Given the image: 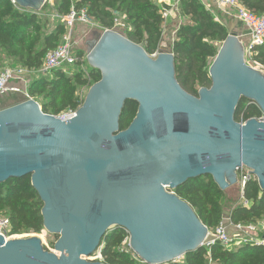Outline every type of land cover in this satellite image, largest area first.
I'll list each match as a JSON object with an SVG mask.
<instances>
[{"label":"water","instance_id":"water-1","mask_svg":"<svg viewBox=\"0 0 264 264\" xmlns=\"http://www.w3.org/2000/svg\"><path fill=\"white\" fill-rule=\"evenodd\" d=\"M14 1L33 12L48 3ZM87 62L101 80L72 119L45 114L34 99L0 111V185L30 176L44 231L57 237L49 251L40 236H0V264H105L91 258L114 228L144 264L179 263L203 248L209 228L178 188L210 176L227 191L245 167L264 192V73L247 65L235 34L198 96L179 84L173 52L154 58L115 30L96 32ZM243 99L261 119L236 121ZM129 101L138 111L121 130Z\"/></svg>","mask_w":264,"mask_h":264},{"label":"trees","instance_id":"trees-1","mask_svg":"<svg viewBox=\"0 0 264 264\" xmlns=\"http://www.w3.org/2000/svg\"><path fill=\"white\" fill-rule=\"evenodd\" d=\"M73 2L79 9H87L89 15L104 29L113 28V12L125 15V36L142 45L149 55L158 50L162 39L163 18L152 0H58L57 6L48 2L40 12L20 11L10 0H0V52L7 58L0 68L9 62L38 71L46 55L58 47L65 34V26L52 20L50 16L55 13L67 15ZM239 2L251 13L264 14V0ZM180 8L187 22L179 28L172 48L176 58V76L185 91L198 96L201 88H210L212 85L209 68L218 54L214 44L224 42L229 36V30L215 22L198 1L183 0ZM254 53L253 60L264 65V45L255 47ZM78 55L82 56L83 53L78 51ZM100 80V72L90 67L87 74L75 72L69 75L57 70L47 77L33 79L28 87V94L40 104L45 114L59 116L69 110L77 111L83 105L81 91ZM25 100L26 98L19 103ZM137 111L136 102L126 103L120 120L121 130L130 126ZM262 116L255 104L243 99L235 119L237 122H246ZM226 192L221 191L210 176L191 180L175 191L209 229L217 228L223 221L226 209L224 201L228 198ZM244 198L249 206L238 204L231 213L232 223L248 224L264 219V192L257 181L247 183ZM42 209L43 203L32 186L30 176L0 185V213H6L10 217L14 234L40 235L44 231ZM126 237V231L120 228L107 233L101 243L105 264H142L134 261L127 249L122 247ZM51 246L54 248V244ZM211 263L264 264V248L246 245L228 250L214 246L210 252L202 248L187 255L179 263L172 264Z\"/></svg>","mask_w":264,"mask_h":264},{"label":"built area","instance_id":"built-area-1","mask_svg":"<svg viewBox=\"0 0 264 264\" xmlns=\"http://www.w3.org/2000/svg\"><path fill=\"white\" fill-rule=\"evenodd\" d=\"M10 1L17 10L22 11L14 0ZM182 1L183 0H152V3L158 8L159 14L163 18L161 28L162 39L158 50L151 55L152 57L155 58L161 53L169 52L167 50L169 45L162 41L163 37L169 33L170 27H175L176 29H174L171 34L173 46L176 41L179 28L187 22V19L181 13L180 7ZM195 1H198L211 14L215 22L222 24L225 18H231L242 25V27L246 30L245 37L248 38L247 41H243L245 37H239L241 41H243L245 47V61L250 67L264 73V65L258 64L253 60L255 47L264 45V14L256 15L251 13L239 2V0ZM48 2L51 3L50 0H48ZM113 15V28L104 29L89 15L87 9H79L75 2L72 3L70 12L67 15H60L57 13L52 14L50 16L52 20H57L65 26V34L61 37L58 47L46 55L43 65L38 71H32L27 67L9 62H6L0 68V111L3 109L1 101L10 94H21L26 99H34L28 94V87L33 79L47 77L53 71L57 70H61L66 74H72L75 73L72 69L74 67L77 69L76 72L87 74L89 70L87 54H83L82 56L78 55L75 40L76 34L80 27H83L88 31L103 32L107 30H115L120 32L121 29L124 28L126 16L118 12H113ZM123 35L125 36V32ZM222 43L217 42L214 44L218 52L221 49ZM172 48L173 47H171L170 52H173ZM214 60L211 62V65ZM90 88L91 87L84 88L80 93V99L83 103ZM77 111L69 110L62 113L58 117L64 121H68L76 115ZM251 173L252 171L245 167L238 171L242 198L240 204L245 207L249 206V202L244 198L245 187L248 182L256 180L254 175ZM230 229H232L233 233L229 231ZM42 233L47 236L45 231ZM0 236H2L6 241L30 237L28 235L14 234L11 219L6 213H0ZM244 245L259 246L264 248V219H258L248 224H234L232 223L231 218L224 217L223 221L217 228L209 229L208 237L204 242L203 248L210 252L214 246H221L224 249L231 250ZM122 247L127 249V253L132 255V259L134 261L144 264L130 249V236L128 233ZM102 249L103 245H101L97 252L93 255L91 258L92 261L103 262Z\"/></svg>","mask_w":264,"mask_h":264},{"label":"rangeland","instance_id":"rangeland-1","mask_svg":"<svg viewBox=\"0 0 264 264\" xmlns=\"http://www.w3.org/2000/svg\"><path fill=\"white\" fill-rule=\"evenodd\" d=\"M53 3H54V5L55 6H57L58 5V0H51ZM51 4V3H50ZM52 5V4H51ZM54 6V7H55ZM51 10H52V8H51ZM125 22V21H124ZM52 29H54V28H52ZM174 29H176L175 27H170V30H169V33L168 34H166L164 37H163V42H165V43H167L168 45H169V42H172V32L174 31ZM241 29L239 28V27H234L233 28V32L234 33H237V34H240V31ZM124 31H125V28H123V29H121V33L122 34H124ZM80 37V39H79V42L81 43V45H77V48H76V50L78 49V47H80V49H84V50H86L85 48V42L86 41H92L93 40V38H95V37H93L91 34L89 35V36H87V37H85V38H82L81 39V36L82 35H79ZM241 36H243V38L245 37V33H242V35ZM243 41H244V39H243ZM171 44V43H170ZM169 52L171 51V45H169V47H168V49H167ZM78 51V50H77ZM7 60V58L4 56V54L2 53V52H0V65L2 64V62H4V61H6ZM73 69V71H77V69L74 67V68H72ZM70 75V74H69ZM24 96H22L21 94H10V95H8V96H6L2 101H1V106H2V108H8V107H11V106H13V105H15V104H17V103H19V101H21L22 99L24 100ZM240 189H241V186H240V184L238 183L237 185H235V186H233L232 188H230L229 190H227V192L229 193V195H230V198H231V200H229L228 198L227 199H225V201H224V209L226 208V209H232V208H234V207H236L237 206V202H238V200H239V197H240V194H241V191H240ZM241 198V197H240ZM241 200H242V198L240 199V201H239V204H240V202H241ZM25 235H28V236H37L38 234H33V233H29V234H25ZM40 238L43 240V243H44V245H45V247L49 250V251H54V248L51 246L52 244H54L55 242H56V237L55 236H53V235H47V236H45V234H43V233H41L40 234Z\"/></svg>","mask_w":264,"mask_h":264},{"label":"crops","instance_id":"crops-1","mask_svg":"<svg viewBox=\"0 0 264 264\" xmlns=\"http://www.w3.org/2000/svg\"><path fill=\"white\" fill-rule=\"evenodd\" d=\"M50 2H51V4L54 6V3L50 0ZM222 25H224V26H226L227 28H228V30H229V34H235V35H237L238 37H240L241 35H242V33H245L246 34V30L242 27V25H240L237 21H235L234 19H231V18H225L224 19V22L222 23ZM239 27L241 30V32H240V34H237V33H234L233 32V28L234 27ZM96 32L97 31H88V30H85L83 27H80L79 28V30H78V32H77V34H76V37H75V40H76V44L79 46V45H81V43L79 42V35H82L81 36V39L82 38H85V37H87V36H89L90 34L93 36V37H95L96 38ZM95 38H93V40L95 39ZM92 40V41H93ZM244 40H248V38L247 37H245L244 38ZM92 41H86L85 42V49L86 50H84V49H80V47H78V51L80 52H82L83 54H87V50H88V44L90 43V42H92ZM171 43V44H170ZM169 45H171V47H173L172 46V42H169ZM240 191H241V189H240ZM229 192V191H228ZM228 192H226L227 193V196H228V199L229 200H231V198H230V195H229V193ZM240 197H241V194H240ZM239 197V200H238V202H237V205L239 204V201H240V198ZM235 208V207H234ZM234 208H232V209H225V215H224V217H226V218H231V213H232V211L234 210ZM231 233H233V231H232V229H230L229 230ZM244 246H246V245H244ZM238 247H240V246H238ZM238 247H236V248H238ZM211 264H215V263H211Z\"/></svg>","mask_w":264,"mask_h":264}]
</instances>
